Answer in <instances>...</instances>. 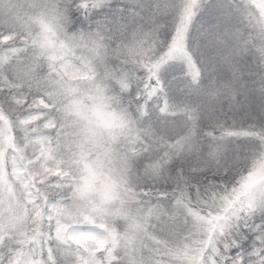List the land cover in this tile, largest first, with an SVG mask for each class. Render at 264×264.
<instances>
[{"label": "snow or ice", "instance_id": "1", "mask_svg": "<svg viewBox=\"0 0 264 264\" xmlns=\"http://www.w3.org/2000/svg\"><path fill=\"white\" fill-rule=\"evenodd\" d=\"M0 264H264V0H0Z\"/></svg>", "mask_w": 264, "mask_h": 264}, {"label": "trees", "instance_id": "2", "mask_svg": "<svg viewBox=\"0 0 264 264\" xmlns=\"http://www.w3.org/2000/svg\"><path fill=\"white\" fill-rule=\"evenodd\" d=\"M225 2H227V0H208V3L212 5H216L218 3H225ZM113 3L115 6H120L122 0H113ZM214 14H215L214 9L205 10L202 16L198 17L197 27L193 30L194 45L201 38V33H202L201 25L207 24V22L212 18ZM247 76L254 80L259 79L257 73L255 72V65L254 63L251 62V60H249ZM164 77H165L166 90L169 91V94L172 96H176L180 99H183L187 93V89L185 87L186 80L184 77V73L180 71L179 66H175L172 69H170L167 73L164 74ZM152 106L153 108L155 107V102H153Z\"/></svg>", "mask_w": 264, "mask_h": 264}, {"label": "clouds", "instance_id": "3", "mask_svg": "<svg viewBox=\"0 0 264 264\" xmlns=\"http://www.w3.org/2000/svg\"><path fill=\"white\" fill-rule=\"evenodd\" d=\"M206 2H208V0H206Z\"/></svg>", "mask_w": 264, "mask_h": 264}]
</instances>
